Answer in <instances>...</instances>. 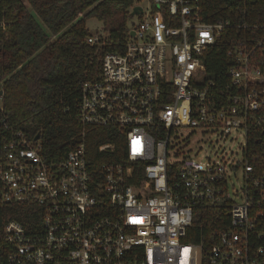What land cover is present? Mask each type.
<instances>
[{"label":"built area","instance_id":"2783aa9c","mask_svg":"<svg viewBox=\"0 0 264 264\" xmlns=\"http://www.w3.org/2000/svg\"><path fill=\"white\" fill-rule=\"evenodd\" d=\"M152 5H166V21ZM141 9L121 47L103 54L98 76L82 83L79 131L64 148L44 152L39 137L21 131L0 142V197L33 211L27 225L4 223L5 264H264L255 231L264 172L245 156L248 132L264 128V66L254 47L230 38L227 82L216 83L202 57L228 21L204 22L189 0ZM238 132L244 145L234 160L219 144ZM193 134L203 142L195 150ZM108 136L115 140L93 143ZM198 208L221 211L227 224L194 244L186 237Z\"/></svg>","mask_w":264,"mask_h":264},{"label":"trees","instance_id":"16d2710c","mask_svg":"<svg viewBox=\"0 0 264 264\" xmlns=\"http://www.w3.org/2000/svg\"><path fill=\"white\" fill-rule=\"evenodd\" d=\"M135 2L0 0V122L9 127L0 129V142L9 138L11 131H21L30 139L39 134L44 152L64 148L65 142L79 131L76 115L81 85L98 76L103 54L118 50L126 40V22L132 17L129 9ZM189 2L198 7L204 22L230 23V28L203 54L207 78L216 83L220 80L222 85L227 82L230 38L254 47V60L264 66V0ZM152 10L167 20L166 5L159 9L152 5ZM89 18L100 21L103 29V37L92 46L86 40L94 34L85 26ZM96 131L111 134L112 129ZM113 140L99 137L93 143ZM245 156L257 174L264 172V128L255 127L248 132ZM32 213L29 206L6 203L0 197V264H5L9 250L2 234L4 223L14 220L27 225ZM226 224L221 211L198 208L186 240L205 243L209 231ZM255 231L263 236L257 246H264V215L257 221Z\"/></svg>","mask_w":264,"mask_h":264},{"label":"rangeland","instance_id":"374dc122","mask_svg":"<svg viewBox=\"0 0 264 264\" xmlns=\"http://www.w3.org/2000/svg\"><path fill=\"white\" fill-rule=\"evenodd\" d=\"M139 5L142 8H147L148 4H149V0H137L134 5ZM128 28H131V26H135L138 24V19L135 16L129 17L127 22H126ZM85 26L86 29L91 32V33H103V29H102V23L100 21H98L96 18H89L86 20L85 22ZM189 129H184L183 133H181V139L182 137H185L188 133ZM200 136L198 134H193L191 136H189V147H191L193 150H195V148L198 145H202V143H200ZM213 139V137H211ZM244 145V137H243V133L242 132H238L236 134V138L235 140H232L226 144H219V146H221L220 151H222L223 153L228 154L229 157H231L234 160H240L241 156V149ZM214 149H217V145L214 144ZM204 151H208L207 146L202 148V152ZM202 158V157H199ZM238 175H240V173H238ZM232 184L234 185V188L237 189L238 185H239V180L232 181Z\"/></svg>","mask_w":264,"mask_h":264},{"label":"water","instance_id":"95a60500","mask_svg":"<svg viewBox=\"0 0 264 264\" xmlns=\"http://www.w3.org/2000/svg\"><path fill=\"white\" fill-rule=\"evenodd\" d=\"M141 11H142V9H141L140 6H134V7L132 8V10L130 11V15H131V16L138 15V14L141 13ZM133 34H134L133 31H130V32H129V36H132ZM38 137H39V134H37V135L34 137V140H37Z\"/></svg>","mask_w":264,"mask_h":264}]
</instances>
